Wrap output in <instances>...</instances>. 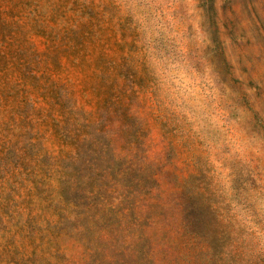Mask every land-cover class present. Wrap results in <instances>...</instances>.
<instances>
[{
    "label": "rangeland",
    "instance_id": "rangeland-1",
    "mask_svg": "<svg viewBox=\"0 0 264 264\" xmlns=\"http://www.w3.org/2000/svg\"><path fill=\"white\" fill-rule=\"evenodd\" d=\"M0 264H264V0H0Z\"/></svg>",
    "mask_w": 264,
    "mask_h": 264
}]
</instances>
